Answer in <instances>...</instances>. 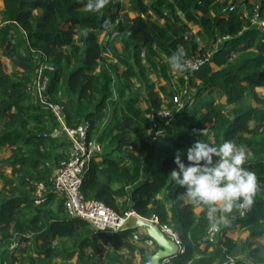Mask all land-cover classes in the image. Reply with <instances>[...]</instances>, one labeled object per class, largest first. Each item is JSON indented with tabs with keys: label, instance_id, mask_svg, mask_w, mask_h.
<instances>
[{
	"label": "trees",
	"instance_id": "1",
	"mask_svg": "<svg viewBox=\"0 0 264 264\" xmlns=\"http://www.w3.org/2000/svg\"><path fill=\"white\" fill-rule=\"evenodd\" d=\"M120 1L93 13L87 0H0V148L10 152L0 158V264H132L134 257L149 264L155 251L143 246L144 234L130 240L139 228L100 232L64 214L51 178L61 159L62 143L49 136L58 121L34 93L41 64L52 67L45 96L63 106L64 124L86 122L87 139L100 146L81 175L83 199L167 226L182 252L166 264H264V245L256 242L264 237V35L250 23L255 14L264 25V0H126L131 17L120 14ZM206 39L214 44L209 52L199 45ZM178 46L185 58L205 59L176 77L192 89V101L172 109L148 140L146 115L171 99L168 59ZM198 140L246 146L252 155L244 167L260 188L242 216L217 214L212 240L207 206L179 199L184 189L168 178L175 152L187 164ZM37 186L42 201L35 204ZM234 229L246 233L240 245L226 235Z\"/></svg>",
	"mask_w": 264,
	"mask_h": 264
},
{
	"label": "built area",
	"instance_id": "2",
	"mask_svg": "<svg viewBox=\"0 0 264 264\" xmlns=\"http://www.w3.org/2000/svg\"><path fill=\"white\" fill-rule=\"evenodd\" d=\"M250 23L256 25L264 35L263 22L258 21L255 14L252 15ZM185 60L189 65L194 66V68L188 70L192 71L196 70L205 59L202 60L198 55H191L185 58ZM51 70L52 67L48 64H41L36 69L34 93L37 101L45 105L58 121V125L49 134L56 142L62 143V146L57 149V152L61 155V159L51 177L52 192L61 199L63 212L66 217L83 220L95 231L110 232L120 230L130 218L140 217L131 210L124 211L118 215L98 201L83 199L80 193L81 175L89 159L100 152V146L95 141L87 139L88 126L86 122L80 123L73 128L67 127L64 124L63 106L47 100V96H45L47 74L45 71ZM183 79L186 80V76H183ZM191 101L187 88L182 87L178 89V92L171 95V99H169L171 108L165 109L160 107L159 110L147 114L146 117L148 118L150 126L146 128V139L152 140L160 133V130H155L152 134L153 128L158 123L166 124L171 119L172 109L177 110ZM40 189L41 187L37 186L34 192L35 204L42 201ZM238 213L239 216L243 215L239 211ZM143 220L156 225L163 236L175 244L177 253L182 252V247L177 236L167 226L159 225L155 217ZM214 233L215 231H212L210 228L208 229L209 240L214 238ZM142 234L145 235L144 231L138 229L131 234L130 240L137 243L139 239H142ZM142 243L145 247L156 249L153 241L149 238L142 239ZM16 247L17 243L13 241L8 244L6 249L8 251H14ZM168 262L169 258H165L160 261V264H166ZM227 264H231V261L229 260Z\"/></svg>",
	"mask_w": 264,
	"mask_h": 264
},
{
	"label": "clouds",
	"instance_id": "3",
	"mask_svg": "<svg viewBox=\"0 0 264 264\" xmlns=\"http://www.w3.org/2000/svg\"><path fill=\"white\" fill-rule=\"evenodd\" d=\"M109 2L87 0L85 11L99 13ZM104 26L110 27V22L105 20ZM185 56L184 49L178 46L168 59L170 67L180 72L194 68ZM182 154L181 150L175 152L177 167L168 178L184 189L179 199L190 205L207 206L212 231H219L218 213L230 214L236 210L243 214L251 210L260 188L256 173L244 167L252 155L246 146L227 140L216 147L198 140L187 149V164L181 159ZM224 222L227 223L226 218Z\"/></svg>",
	"mask_w": 264,
	"mask_h": 264
},
{
	"label": "rangeland",
	"instance_id": "4",
	"mask_svg": "<svg viewBox=\"0 0 264 264\" xmlns=\"http://www.w3.org/2000/svg\"><path fill=\"white\" fill-rule=\"evenodd\" d=\"M142 1L145 4H148L150 0H142ZM120 2H121V5L124 7L123 10L120 12V14L125 15L127 17H131L132 16V13L128 10V5H127L126 0H121ZM191 29H192V31H197L198 28H196L195 26H191ZM99 39H100V36H98V40ZM199 45H201L202 47H204L208 52L211 51V50H213V48H214V44H212L210 42V40H208V39H206L204 41H200L199 42ZM0 51H1V49H0ZM198 56H200V55H198ZM1 60H2V64H3L4 70L6 71V73H9L12 68H11V66H10V64L8 62V59L2 56V59ZM169 71H170V73L172 75V78H171V82L173 84V86L171 88V90H172L171 91L172 92L171 95H172L173 93L178 92V89H180V88L183 87V86L181 87L180 85H178L177 82H176V77L179 76L180 74H183V73H181L180 71H176V70L172 69L171 67L169 68ZM151 78H153V77L151 76ZM156 86H157V84H155V87ZM134 87H137V83L134 85ZM256 91L259 92L260 90L257 89ZM187 92L191 95L192 94V89L191 88L188 89ZM218 101L220 103H222L223 102V97L219 98ZM168 104L171 105L170 102H169V99L167 97H163L162 100H161V105L160 106L162 108H165L166 109L167 108L166 105H168ZM226 107H228V106H226ZM9 153L10 152H9V150L7 148H0V158L7 157L9 155ZM1 171H2V173L4 175H7V176L9 175V173H8L9 168H7L5 166H2L1 167ZM226 235L228 237H230L231 239H233L236 242L237 245L242 244L246 240V233L243 232V231H241V230H238V229H234L231 232H227ZM247 241L253 242L254 240L247 238ZM256 242L264 245V237H260V238L256 239ZM237 256L239 258L240 257H244V253L243 254H240V255H237ZM259 256L260 257L263 256V253H261ZM73 261H74V258H72L69 261V263H73ZM132 264H138V260H137L136 257H134V259L132 260Z\"/></svg>",
	"mask_w": 264,
	"mask_h": 264
},
{
	"label": "water",
	"instance_id": "5",
	"mask_svg": "<svg viewBox=\"0 0 264 264\" xmlns=\"http://www.w3.org/2000/svg\"><path fill=\"white\" fill-rule=\"evenodd\" d=\"M142 229L145 235L151 239L156 247L149 257V264H160L165 258H172L177 254L175 244L165 238L156 225L138 217H132L121 229Z\"/></svg>",
	"mask_w": 264,
	"mask_h": 264
},
{
	"label": "crops",
	"instance_id": "6",
	"mask_svg": "<svg viewBox=\"0 0 264 264\" xmlns=\"http://www.w3.org/2000/svg\"><path fill=\"white\" fill-rule=\"evenodd\" d=\"M0 6H1V3H0ZM257 90V89H256ZM261 91H259L258 93H260ZM137 258V257H136ZM137 260H138V258H137Z\"/></svg>",
	"mask_w": 264,
	"mask_h": 264
}]
</instances>
